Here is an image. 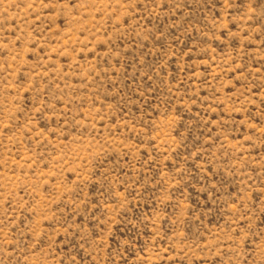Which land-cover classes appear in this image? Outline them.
Segmentation results:
<instances>
[{
  "label": "rangeland",
  "instance_id": "374dc122",
  "mask_svg": "<svg viewBox=\"0 0 264 264\" xmlns=\"http://www.w3.org/2000/svg\"><path fill=\"white\" fill-rule=\"evenodd\" d=\"M0 264H264V0H0Z\"/></svg>",
  "mask_w": 264,
  "mask_h": 264
}]
</instances>
